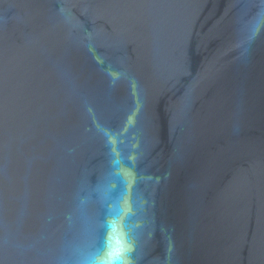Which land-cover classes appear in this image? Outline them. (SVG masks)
Instances as JSON below:
<instances>
[{"label":"water","instance_id":"1","mask_svg":"<svg viewBox=\"0 0 264 264\" xmlns=\"http://www.w3.org/2000/svg\"><path fill=\"white\" fill-rule=\"evenodd\" d=\"M0 264H264V0H0Z\"/></svg>","mask_w":264,"mask_h":264}]
</instances>
